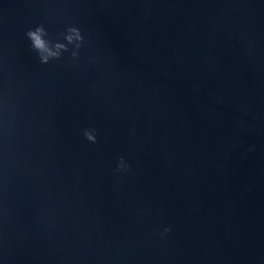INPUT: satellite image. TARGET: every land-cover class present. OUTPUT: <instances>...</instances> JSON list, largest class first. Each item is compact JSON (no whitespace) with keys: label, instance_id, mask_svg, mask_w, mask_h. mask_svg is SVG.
Returning <instances> with one entry per match:
<instances>
[{"label":"water","instance_id":"obj_1","mask_svg":"<svg viewBox=\"0 0 264 264\" xmlns=\"http://www.w3.org/2000/svg\"><path fill=\"white\" fill-rule=\"evenodd\" d=\"M0 264H264V0H0Z\"/></svg>","mask_w":264,"mask_h":264},{"label":"clouds","instance_id":"obj_2","mask_svg":"<svg viewBox=\"0 0 264 264\" xmlns=\"http://www.w3.org/2000/svg\"><path fill=\"white\" fill-rule=\"evenodd\" d=\"M69 32L70 34L65 37L68 43H73V41H79L81 39L80 34L76 29H69ZM27 35L32 41L34 49L39 53L41 63L47 64L51 59H59L61 52L67 50L64 44H56L54 48L50 47L48 42L44 39L46 33L43 28H37L35 31H30ZM78 46L79 45H77V47ZM75 55L77 54L73 53V56ZM85 136L89 141L95 142V137L92 133L85 132ZM168 230L169 229H165V231Z\"/></svg>","mask_w":264,"mask_h":264}]
</instances>
